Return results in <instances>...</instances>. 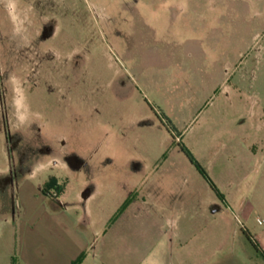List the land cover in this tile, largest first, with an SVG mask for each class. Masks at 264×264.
I'll list each match as a JSON object with an SVG mask.
<instances>
[{
    "label": "rangeland",
    "instance_id": "1",
    "mask_svg": "<svg viewBox=\"0 0 264 264\" xmlns=\"http://www.w3.org/2000/svg\"><path fill=\"white\" fill-rule=\"evenodd\" d=\"M263 167L264 0H0V264L19 256L20 223L7 221L25 180L109 182L124 201L107 232L157 174L194 183L222 217L208 264H264L241 213L263 219ZM149 235L136 247L127 234L128 256L185 264Z\"/></svg>",
    "mask_w": 264,
    "mask_h": 264
},
{
    "label": "crops",
    "instance_id": "2",
    "mask_svg": "<svg viewBox=\"0 0 264 264\" xmlns=\"http://www.w3.org/2000/svg\"><path fill=\"white\" fill-rule=\"evenodd\" d=\"M175 168L185 170L186 166L180 162ZM169 170L173 173L174 168ZM261 176L264 179V170ZM57 178H54L57 186L63 187L60 195L49 192L37 197L28 193L30 188L44 187L47 178L38 179L34 184L30 180L23 183L27 188H22L16 211L7 221L8 225L20 223L19 256L15 264H74L81 259V264H89L96 258L90 255L97 243L102 253L96 261L101 264H147L145 252L137 248L133 256H128L127 234H134L136 247V242L141 241L140 234H150L149 240L154 241L160 237L167 243L161 252L164 260L170 256L169 250L175 258L183 251L185 264H208L215 257L217 250L207 256V230L220 232L224 221L219 214L207 210L204 192L201 194L187 179L157 174L152 182L143 186L138 201L104 232L106 224L122 205L123 195L116 193L110 199L111 195L105 193V186L109 185L106 181L74 179L67 182L61 175ZM175 182L179 187L177 191L173 187ZM241 213L245 220L242 227L252 234L264 254V216L260 218L256 207L252 211L243 209ZM13 251L14 246H11L8 255Z\"/></svg>",
    "mask_w": 264,
    "mask_h": 264
},
{
    "label": "trees",
    "instance_id": "3",
    "mask_svg": "<svg viewBox=\"0 0 264 264\" xmlns=\"http://www.w3.org/2000/svg\"><path fill=\"white\" fill-rule=\"evenodd\" d=\"M181 151L188 158V160L190 161L192 166L196 167L197 171L203 176V178L206 180V182L210 186L211 190L215 193V195L220 200H223V198H222L221 194L219 193L218 189L216 188L214 183L211 181V179L209 178V176L207 175L205 170L201 167V165L196 163V162H194L193 159L191 158V156L188 154V152L184 148H182ZM55 185H57L56 180L54 178L50 179L44 186V193L45 194L49 193L48 191L51 188H54ZM59 189L60 190L57 192V195H60L63 192V187H60ZM242 233H243V236H244L245 240L254 248V250L256 251L258 256H260L264 260V254L261 252V250H260L257 242L255 241L254 237L252 236V234L246 229H243Z\"/></svg>",
    "mask_w": 264,
    "mask_h": 264
}]
</instances>
